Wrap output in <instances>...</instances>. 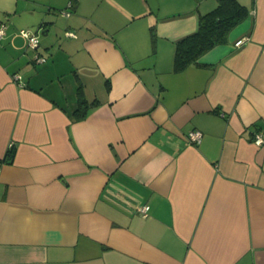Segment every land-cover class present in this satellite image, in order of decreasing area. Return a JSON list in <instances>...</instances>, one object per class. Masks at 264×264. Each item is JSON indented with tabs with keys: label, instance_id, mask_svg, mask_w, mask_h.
I'll return each instance as SVG.
<instances>
[{
	"label": "crops",
	"instance_id": "0c3cea01",
	"mask_svg": "<svg viewBox=\"0 0 264 264\" xmlns=\"http://www.w3.org/2000/svg\"><path fill=\"white\" fill-rule=\"evenodd\" d=\"M217 1L0 0V264H264V0L173 70Z\"/></svg>",
	"mask_w": 264,
	"mask_h": 264
},
{
	"label": "trees",
	"instance_id": "16d2710c",
	"mask_svg": "<svg viewBox=\"0 0 264 264\" xmlns=\"http://www.w3.org/2000/svg\"><path fill=\"white\" fill-rule=\"evenodd\" d=\"M247 12V8L237 0H218L214 8L200 14L197 29L175 43L173 70H181L191 63H197L204 52L223 43L229 30L245 17ZM82 90L79 83L77 105L72 112L73 120L84 118L88 108L96 104V100L88 101ZM13 152L14 148L9 147L4 160H11Z\"/></svg>",
	"mask_w": 264,
	"mask_h": 264
},
{
	"label": "built area",
	"instance_id": "2783aa9c",
	"mask_svg": "<svg viewBox=\"0 0 264 264\" xmlns=\"http://www.w3.org/2000/svg\"><path fill=\"white\" fill-rule=\"evenodd\" d=\"M67 7L68 9L72 7V2L69 1L67 3ZM64 15H68L69 14V10H62L61 11ZM18 32L23 35L26 39V45L27 47L35 50L33 56H32V62L34 64H39V63H44L46 61V57L41 55L40 53H38L36 51L38 45H39V38H38V33L39 30L37 31H29L26 29H20L18 30ZM7 34V21L6 20H0V40L2 38H4ZM67 35L69 36H73V33L71 32H66ZM244 38H240L237 41H235V45L239 46L242 42H243ZM14 79H16L18 82H20L21 76L19 74H16L13 76ZM22 85V83H21ZM202 134L199 130H191L187 133V138L189 141L191 142H199L200 138H201ZM253 142L256 145H264V130H257L254 132V136H253ZM148 209L149 206L144 204L141 205L138 208V212L141 216L145 217L148 215Z\"/></svg>",
	"mask_w": 264,
	"mask_h": 264
},
{
	"label": "rangeland",
	"instance_id": "374dc122",
	"mask_svg": "<svg viewBox=\"0 0 264 264\" xmlns=\"http://www.w3.org/2000/svg\"><path fill=\"white\" fill-rule=\"evenodd\" d=\"M38 35H39L40 39L43 38V34L41 33V31H39ZM59 36H62V33H60ZM45 57H46V59H48L47 56H45ZM89 68H90V70H86V71L78 73L79 78H80L79 79L80 82H78V83H80L82 85V89L84 91L83 96L86 99L90 98V101H93V100H96L97 97L101 94L102 84H101V82H99L97 74L90 64H89ZM64 77H65L64 81L62 82V79L59 76V78L61 79V82L63 84H65V88L68 91L69 84H71L73 82V80L70 79L69 76H66L65 74H64ZM94 97H96V98H94ZM62 104L66 105V107H68V108H71L69 103L62 102Z\"/></svg>",
	"mask_w": 264,
	"mask_h": 264
}]
</instances>
